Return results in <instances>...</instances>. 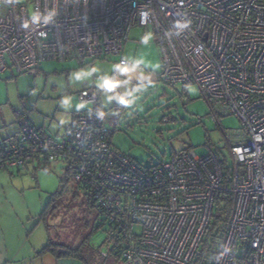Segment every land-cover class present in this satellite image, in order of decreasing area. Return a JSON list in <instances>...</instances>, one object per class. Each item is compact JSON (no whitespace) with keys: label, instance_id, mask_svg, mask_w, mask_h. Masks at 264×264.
Wrapping results in <instances>:
<instances>
[{"label":"built area","instance_id":"obj_1","mask_svg":"<svg viewBox=\"0 0 264 264\" xmlns=\"http://www.w3.org/2000/svg\"><path fill=\"white\" fill-rule=\"evenodd\" d=\"M29 5L57 7L55 22L22 29ZM148 26L161 54L158 79L196 84L217 124L237 118V127H220L229 161L207 145L138 163L112 145L118 120L99 106L101 89L87 86L77 96L91 106L61 134L20 115L16 134L0 139V172L61 161L125 264H264V0H0V73L35 75L47 60L130 64V32ZM224 196L230 206L220 214Z\"/></svg>","mask_w":264,"mask_h":264},{"label":"rangeland","instance_id":"obj_2","mask_svg":"<svg viewBox=\"0 0 264 264\" xmlns=\"http://www.w3.org/2000/svg\"><path fill=\"white\" fill-rule=\"evenodd\" d=\"M129 38H136L138 42L130 40L124 46V52L134 53L127 65L131 67L141 57L146 62L136 64L132 75L131 72L120 73L118 86L112 92L102 89L98 101L107 115L118 119L113 145L142 165L167 160L171 153L187 147L202 154L207 151V145L229 161L220 127H237V118L227 115L217 124L209 115V107L196 84L167 85L158 79L161 54L150 26L144 31L136 28ZM116 61V58H103L94 60L91 65L78 66L79 61L75 59L47 60L40 64L35 75L9 70L0 73V137L18 130L20 115L49 135L61 134L74 113L91 106L85 103L83 108L76 107L81 103L78 91L83 86L97 87V79L108 78L110 74L111 78ZM153 62L158 63L159 68H154ZM91 66H95L96 71L87 79H71V72ZM65 68H71L68 74L63 72ZM63 96L74 98L70 106L61 107L59 102ZM109 96L113 99L109 100ZM116 96H123L131 103L121 104ZM65 179L61 161L50 163L47 169L37 168L33 174L30 171L0 173V233L8 247L14 246L21 232V242L27 245L40 235L46 243L44 224L38 222V215L50 194L60 189ZM64 187V193L52 200V206H57L55 217L47 216V223L52 237L59 234L62 241L75 244L87 232L84 223L96 225L100 217L76 183L68 180ZM66 191H74L76 198ZM104 230L102 225L92 236L95 246L103 239Z\"/></svg>","mask_w":264,"mask_h":264},{"label":"trees","instance_id":"obj_3","mask_svg":"<svg viewBox=\"0 0 264 264\" xmlns=\"http://www.w3.org/2000/svg\"><path fill=\"white\" fill-rule=\"evenodd\" d=\"M79 64H80V66L83 65V63H79ZM116 130H117V127L113 128L111 133H110L111 143H112V136ZM112 145H113V143H112ZM129 157L131 159L135 160L133 157H131V156H129ZM37 168H39V167L37 166ZM42 168L47 169V166L42 167ZM65 177H66V179L64 180V184H67V182H68V173L67 172L65 173ZM59 182L63 183L62 180H60ZM64 184L61 186L60 189H58L55 192L50 194L49 200L47 201L44 208L42 209V211L38 215V222L43 221L44 228H45L46 233H47L46 243L42 246V248L38 251V253L39 254L51 253L56 258L74 259V260H77L81 264H125L124 260L121 256L122 246L119 243H117L116 240H114V239L110 240L112 234H111V230L108 229L107 227H105L104 236H103V239L101 240L99 245L95 246L91 242V238L95 234V232L98 230V228L101 227L102 225L103 226H105V225L103 224L104 218L101 216V214L99 213V211L95 207L94 202L91 200V195L87 191H83V193H84L85 197L87 198V201H88V204L90 205V207L94 208L96 210L98 216L101 218V219L98 218L99 223L96 225L93 224L91 226L88 223H86V224L84 223L85 228H87V232L75 244H74V242L62 241L59 237V234H56L54 237L51 236L50 225L47 223V216L55 217V212H56L57 206H52V200L58 198V196H60L64 193V188H65ZM76 187L79 188L77 184H76ZM66 193L71 194L73 199L76 198L77 194L74 191H66ZM223 199L225 201V205H224V208L222 209V212L220 214H225L228 211L229 206H230L229 196H224Z\"/></svg>","mask_w":264,"mask_h":264},{"label":"clouds","instance_id":"obj_4","mask_svg":"<svg viewBox=\"0 0 264 264\" xmlns=\"http://www.w3.org/2000/svg\"><path fill=\"white\" fill-rule=\"evenodd\" d=\"M19 2V0H18ZM58 15V8L57 7H51L46 9L45 11H40L36 8H34L32 5L28 6V13L26 17H22V23L21 28L22 29H28L33 30L34 26H40V25H48L50 23L55 22V18ZM149 13L148 12H140V19L141 23H146ZM178 27H184V25H177ZM40 36L44 38L46 36L45 33L41 32ZM143 57L138 59L136 61V64L144 63ZM136 64H133L131 67H129L127 64H116L114 67H116L121 73H127L132 72L136 68ZM152 66L154 68H159V64L156 62L152 63ZM96 71L95 66H91L87 68H79L73 72H71L70 77L73 80H84L87 79L88 76L91 75L92 72ZM96 86L100 89L105 90L106 92H112L120 83L117 80L111 79V78H100L95 81ZM109 100L113 99V97L109 96ZM115 99H117L121 104H129L131 103L130 100H126L123 96H116ZM74 98L72 96H63L60 99V105L61 107L70 106V104L73 102ZM77 108H83L85 107V103L81 102L76 105ZM101 116H103V113H100ZM227 251V249H225Z\"/></svg>","mask_w":264,"mask_h":264},{"label":"crops","instance_id":"obj_5","mask_svg":"<svg viewBox=\"0 0 264 264\" xmlns=\"http://www.w3.org/2000/svg\"><path fill=\"white\" fill-rule=\"evenodd\" d=\"M131 31H136V29H133ZM130 40L138 42L136 38H129L128 41H130ZM124 54H125V57L129 61H132L133 54H134L133 52L127 51V52H124ZM93 62L94 61H85L82 66L88 65V64L91 65V64H93ZM78 66H80V64ZM39 69L40 68H38V71H39ZM70 69L71 68H69V69L65 68V69H63V72L65 74H68ZM110 75H108V78H110ZM130 75H132V72L130 73ZM120 78H121V76H120ZM83 87H85V86H83ZM109 117H111V116H109ZM37 128H40V127H37ZM16 132H17V130L11 134L0 137V139H4V138L10 137V136H13L14 134H16ZM35 168L37 169L36 165H30V166H28V168L20 170V171L19 170H11V171L9 170V171H1L0 173L5 172V173H8L11 175L14 172L20 173V172H24V171H28V172L30 171L33 174V171L35 172V170H36ZM33 227H35V226H33ZM45 233H46V230H45ZM22 235H23V233L21 232V236L19 238H16L17 241L13 247H8L9 245L5 243V239L2 237V234L0 233V264H15V263H17V264H28V262H29V264H46V263H48V264H81L77 260H74V259L56 258L51 253L39 254L38 251L45 244L43 237H41V235L37 236L36 239L30 243V245H27L24 242H21ZM46 239H47V233H46ZM27 260H28V262H27Z\"/></svg>","mask_w":264,"mask_h":264}]
</instances>
